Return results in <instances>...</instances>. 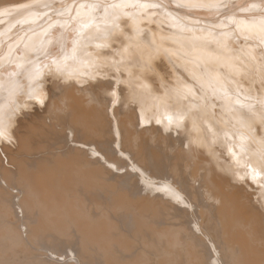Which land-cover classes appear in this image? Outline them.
<instances>
[{"label":"bare ground","instance_id":"6f19581e","mask_svg":"<svg viewBox=\"0 0 264 264\" xmlns=\"http://www.w3.org/2000/svg\"><path fill=\"white\" fill-rule=\"evenodd\" d=\"M0 149V264H264V0H0Z\"/></svg>","mask_w":264,"mask_h":264},{"label":"rangeland","instance_id":"374dc122","mask_svg":"<svg viewBox=\"0 0 264 264\" xmlns=\"http://www.w3.org/2000/svg\"><path fill=\"white\" fill-rule=\"evenodd\" d=\"M80 1H83V0H80ZM217 21H219V22H224L225 19L223 18V19H219V20H217ZM57 37H58V35H57V36H54L53 38L55 39V38H57ZM0 154L3 155L1 149H0ZM2 158L4 159L3 161L6 160L4 164H5V165H8V164H7V159L4 157V155L2 156ZM21 229H22V230L25 229L24 226H21ZM61 258L63 259L64 257H61Z\"/></svg>","mask_w":264,"mask_h":264}]
</instances>
